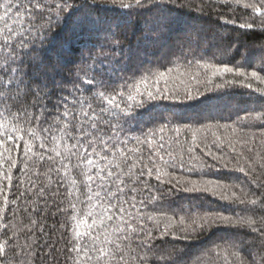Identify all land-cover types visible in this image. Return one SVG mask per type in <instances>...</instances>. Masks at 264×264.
Returning <instances> with one entry per match:
<instances>
[{"label": "snow or ice", "instance_id": "obj_1", "mask_svg": "<svg viewBox=\"0 0 264 264\" xmlns=\"http://www.w3.org/2000/svg\"><path fill=\"white\" fill-rule=\"evenodd\" d=\"M233 4H242L244 13L239 22L234 17L222 18L223 23L237 24L241 29L256 26L264 29V0H215L206 6H202L204 0L198 5L186 0L181 7H195L204 13L206 8H231ZM98 5L111 6L128 14L141 13L145 9L151 11L152 8L163 10L161 0H84L83 3L80 0H0V60L3 61L0 63V264H33L37 247L52 259L57 252H66V264H170L171 252L168 256L155 254V232L186 239L191 231L213 225L250 229V244L244 240L224 243L236 249L230 254L238 261L243 253L241 264H264V215L258 220L247 215L264 210V106L258 115H252L257 109L244 110L246 115L243 117L239 112L236 114L241 131L245 127H255L256 121H261L258 129L261 150L253 142L257 133H253L252 140L241 142L239 150L229 141L227 151L217 136L211 145L188 147L185 158L183 154L173 155L163 128L159 129V140L153 143L156 129H145L138 118L157 107L159 101L182 103L181 96L193 99V90L173 91L166 86L160 87L159 80L154 81L156 87L141 90L140 82H146L154 75L150 69L116 80H97L95 75L85 72L88 79L81 80L77 75L71 82L72 89L61 87L63 94H57L51 106L47 100L53 94L45 92L39 85L20 87L25 84L22 78L26 75L22 70L25 59L44 45L53 27H60L67 21L73 26L99 23L98 18L91 17ZM195 39L199 41V33ZM100 47L103 50L109 45ZM100 55L108 59L103 51ZM180 58L187 60L183 53L177 59ZM97 62L102 64L103 60ZM83 63L78 72L84 70ZM204 67L212 70V76L231 73L243 77L247 81L244 86L264 98V87H260L264 85V75L260 74L264 72V54L258 71L246 72L241 67L234 69L212 64ZM171 71V68L167 69V72ZM165 74L160 72L159 76ZM253 81L257 85L255 88ZM211 83L210 79L206 81V85ZM224 86V82L215 85L217 89ZM195 91L200 94L199 87ZM29 97H33L31 102ZM168 123L170 121H165V126ZM217 127L228 129L231 125ZM135 130L140 132L139 136L129 135ZM174 131L178 140L180 129ZM197 149L202 156L196 154ZM204 157H210L216 163L209 164ZM241 159L247 167L240 164ZM233 162L235 167L230 169ZM220 168L239 171L250 179L243 185H226L212 179L191 178L197 172L203 175L204 169ZM33 169H36L35 173ZM41 175L46 177L47 184L37 183ZM24 183L29 187L21 191ZM165 185L171 187L165 190ZM236 188L241 195H237ZM174 190L211 193L222 201L233 203L238 212L231 216L220 212L192 214L191 225L184 229L183 236H178L168 231L169 224L161 229V221L154 214L158 213L168 221L177 217L176 208L168 203ZM20 200L25 201L27 206L23 211L30 218V224L25 228L31 235L24 245L18 243L15 224L5 215L8 209L15 217L20 210ZM149 209L151 211H147ZM179 210L191 212L182 207ZM49 211L53 216L60 214L70 218L65 223L70 222L72 236L64 242V248L57 249L56 242L48 243L45 225L37 219L46 217ZM184 220V216H179L181 225ZM65 223L60 225L61 229ZM37 232L45 238L43 245L37 244ZM148 253L153 255L150 257ZM171 264H178V261ZM224 264H229L227 257Z\"/></svg>", "mask_w": 264, "mask_h": 264}, {"label": "trees", "instance_id": "obj_2", "mask_svg": "<svg viewBox=\"0 0 264 264\" xmlns=\"http://www.w3.org/2000/svg\"><path fill=\"white\" fill-rule=\"evenodd\" d=\"M80 2L83 3L84 0ZM187 2L198 5L200 0H187ZM161 3L162 11L152 8L151 11L145 9L141 13L132 14L113 9L111 6L105 8L98 5L91 13V17L92 19L98 18L99 23L73 26L71 21H67L60 27H53L44 45L31 52L25 59L22 66L23 74H26L22 75L25 84L20 87L23 89L25 85L31 84L35 88L39 85L45 92L53 94L47 100L51 106L56 101V95L63 94L60 91L61 87L65 90L72 89L71 82L77 75L81 80H87L88 76L85 72L88 75H95L97 80L102 78L116 80L131 76L140 70L150 69L154 75L146 82H140L141 90L144 87H156L154 83L156 80L160 81V87L166 86L173 91L182 93L187 89L193 90V99L189 100L181 96L182 103L159 101L157 107L145 111L138 118L145 129H156L157 135L153 143L159 140V129L163 128L165 141L171 146L173 155L179 157L183 154L187 158L186 149L193 144L202 146L208 143L211 145L219 136L226 151L229 141L235 143L239 150L241 142L252 140L253 133H257L253 142L256 143L257 149L261 150L258 135L261 121H256L255 127H245L241 131L236 114L239 112L243 117L246 115L244 110L257 109L258 111L253 112L252 115H258L264 106V98L245 87L247 81L243 77L231 73L212 76V70L205 68L204 65L212 64L215 67L227 66L234 69L241 67V70L246 72L258 71L261 67V56L264 54V29L259 26L253 29H241L237 24L223 23L222 18L232 19L234 17L239 22V17L245 11L242 4L239 6L233 4L231 8L224 6L206 8L204 13H200L195 7L191 9L181 7L186 0H161ZM209 3H215V0H204L202 6ZM197 33H199V41L195 39ZM101 45H109V47H104L102 50ZM101 51L108 59L100 55ZM181 53L187 56V60L177 59L181 57ZM98 60H103V63H98ZM82 61L84 70L78 72ZM0 63L3 61L0 60ZM168 68L172 71L167 72ZM160 72H165V76H159ZM260 74L264 75V72ZM209 79L212 83L206 85ZM137 80H140L139 76ZM165 81H167L166 85ZM227 81H234V83L228 84ZM222 82L225 86L217 89L215 85ZM197 87L200 89V94L195 91ZM255 87L257 85L253 81V88ZM32 99L33 97H29V102ZM165 121H170V123L165 126ZM218 125H231V127L224 129L218 128ZM22 126L27 127V125ZM129 127L131 128L132 125L130 124ZM177 128L180 129L178 140L174 131ZM232 129H235V132ZM129 135L139 136L140 132L131 131ZM25 139L28 137L25 136ZM130 147H135V145H130ZM144 151L146 152L147 148ZM196 154L202 156L199 149ZM13 155L15 156L16 153ZM204 159L209 164L216 163L210 157H204ZM240 164L247 167L244 159L240 160ZM234 167L235 162L230 165V169ZM40 171L42 172L43 169ZM259 171L257 168V172ZM35 172L36 169H33V173ZM32 178L36 179V176L33 175ZM191 178L212 179L226 185H243L250 179L239 171L223 168L211 171L204 169L203 175L197 172ZM152 182L156 183L154 180ZM37 183L47 184L46 177L41 175ZM28 187V183H24L20 190L23 191ZM164 187L167 190L171 186L165 185ZM235 191L238 196L241 195L239 188ZM18 203L20 210L15 217L8 209L5 210V215L15 224L18 243L24 245L28 242L27 237L31 235L25 228L30 224V218L23 211L27 206L25 201L20 200ZM168 203L177 210L178 215L174 220L168 221L158 213L154 214L161 221V229L165 224H169L168 231L178 236H183L184 229L191 225L192 214L205 215L220 212L231 216L238 212L233 203L222 201L211 193H185L174 190ZM181 207L185 210L190 209L191 212L180 211ZM168 215L171 216L172 212H168ZM247 215L258 220L264 215V210H259L255 215L251 213ZM179 216L185 217L183 225L180 224ZM37 219L45 225L48 243L56 242L57 249L64 248V242L72 236L70 222L65 223V220L70 221V218L60 214L53 216L49 211L46 217H37ZM62 223H65L63 229L60 227ZM80 230L83 231V228ZM250 233L251 230L246 226L213 225L203 230L191 231L186 239H177L173 235L161 236L157 231L154 233L156 239L153 244L156 246L155 254L158 256H168L171 252L170 264L172 261H178V264H224L225 257L229 264H241L243 253H240L241 260L238 261L230 254L236 252V249L227 247L224 242L244 240L250 244L252 242ZM36 237L38 238L37 244L43 245L45 241L43 234L37 232ZM132 247L135 248L134 243ZM36 252L33 264H66V252H57L54 259L41 252L39 247L36 248ZM148 255L151 257L153 253H148Z\"/></svg>", "mask_w": 264, "mask_h": 264}]
</instances>
